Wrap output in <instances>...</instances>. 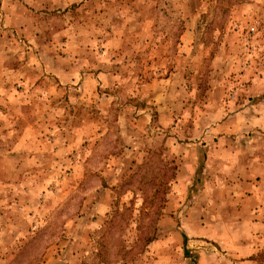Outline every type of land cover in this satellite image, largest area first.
<instances>
[{
    "label": "rangeland",
    "instance_id": "374dc122",
    "mask_svg": "<svg viewBox=\"0 0 264 264\" xmlns=\"http://www.w3.org/2000/svg\"><path fill=\"white\" fill-rule=\"evenodd\" d=\"M0 264H264V0H0Z\"/></svg>",
    "mask_w": 264,
    "mask_h": 264
},
{
    "label": "trees",
    "instance_id": "16d2710c",
    "mask_svg": "<svg viewBox=\"0 0 264 264\" xmlns=\"http://www.w3.org/2000/svg\"><path fill=\"white\" fill-rule=\"evenodd\" d=\"M186 248V247H185Z\"/></svg>",
    "mask_w": 264,
    "mask_h": 264
}]
</instances>
